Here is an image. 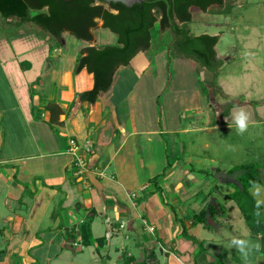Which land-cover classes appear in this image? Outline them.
I'll return each mask as SVG.
<instances>
[{
  "label": "crops",
  "instance_id": "0c3cea01",
  "mask_svg": "<svg viewBox=\"0 0 264 264\" xmlns=\"http://www.w3.org/2000/svg\"><path fill=\"white\" fill-rule=\"evenodd\" d=\"M195 10L198 9H190L191 16ZM158 30L161 34L170 33ZM213 36L219 37L215 51L224 66L226 57L217 50L222 35ZM95 41V37L92 42L82 41L83 48L98 47ZM47 50L45 54L36 51V62H29L26 67L20 64L26 68L25 72H32L35 67L34 78L24 90L13 86L15 80L10 79V75L16 78L22 72L2 68L0 73L7 86L4 94L0 89V254H5L0 264H16L15 258L22 264H34L40 262L38 253H44V264H50L53 258L55 261L68 258L70 252L84 264H193L200 255L190 242L200 239L202 245H208L207 255L200 257L201 263H218V256L216 260L213 258L219 253L215 247L233 240L223 230L227 228V235L233 236L234 225L226 222V216L221 226L212 222V229L191 225L192 217L198 213L196 205H218L223 195L234 192L233 188L229 194L221 192L220 186L226 183L224 173L217 169L213 181L220 182L211 187L205 183V188L210 189L202 195L201 183L207 176L198 177L180 163L170 164L168 145H162L167 160L150 154L149 149L147 157L141 154L144 142L150 136L160 137L161 129L142 131L126 127L134 120L125 113L130 91L118 94L121 79L117 76L119 72H124L125 77L141 76L149 64L145 61L149 50L136 55L129 66L120 67L110 91L94 104L80 100L82 93L93 88L92 74L86 69L75 74L73 67L50 72L47 61L55 53ZM200 70L209 72L205 68ZM261 72L264 74V69ZM193 100L194 97L190 100L192 104ZM50 103L62 110L57 123L50 122ZM215 104L216 114L219 115V110L223 113V107ZM208 105L199 100L185 107L186 115L165 130L171 135L192 132L202 135L209 130L202 124V111L206 113V125L214 111ZM3 122L8 125V149ZM254 123L247 122L249 126ZM24 134H28L30 145ZM70 139L91 145V152L84 155L86 172L81 177L70 173L72 158L67 153ZM170 140L173 149L180 144L175 137ZM171 154L174 155L173 151ZM84 225H89L91 231L92 243L88 247L83 245L80 234ZM185 227L188 231L182 234ZM148 228H154V233ZM254 238L259 242V237ZM221 260L222 257L218 261ZM262 261L259 264H264Z\"/></svg>",
  "mask_w": 264,
  "mask_h": 264
},
{
  "label": "rangeland",
  "instance_id": "374dc122",
  "mask_svg": "<svg viewBox=\"0 0 264 264\" xmlns=\"http://www.w3.org/2000/svg\"><path fill=\"white\" fill-rule=\"evenodd\" d=\"M224 1L223 7H212L205 14L198 10L192 11V22L188 25V29L195 36L222 35L217 50L223 58H226H224L225 65L220 72L212 74L202 71L195 61L176 55L169 45L172 39L171 34H161L155 27L152 30L151 49L145 59L149 63L145 72L141 76L130 74L129 77H125L124 72H119L117 76V79H121L117 86L118 94L130 91L125 103V113H128L129 118L134 120L126 127L129 126L130 129L134 127L142 131L158 128L163 132L160 137L150 136L149 143L144 142L141 154L146 156L147 149H149L150 154L153 152L155 157L166 159L167 155H164L162 145H168L170 164L180 163L187 166L186 168L198 177L207 176L205 182L201 183L202 195H206V190L210 189L208 187L220 182L213 181V178H217V169L224 173L225 182L229 178L231 181L232 177H228L227 173L233 168L253 164L264 169V74L261 72L264 69V40L262 38L264 35V0ZM107 6L104 7L107 8ZM96 25V28L91 30V34L96 38L95 42L99 48L116 44V35L102 29V22L97 21ZM83 47L82 41L68 33L62 35L61 41H57L33 24L19 25L17 19L5 20L0 16V73L2 68L6 70L14 68L22 72L20 77L15 78L10 75V79L15 80L13 86H19L21 90H24L34 78L35 67L31 70L32 72H25L26 68L20 64L24 63L26 67L27 63L35 61L36 51L45 54L48 48L55 53L51 54L53 56H50L47 61L50 72L51 70H69L71 67L75 70L76 65L73 64V60L74 58L76 61L79 59ZM0 81V89L4 94L7 86L4 78L2 81V75H0ZM193 97L194 103L192 104L190 100ZM199 100L209 104V110L214 109L209 116L210 123L207 125L206 113L202 111V118H204L202 124L209 130L203 132L202 135L194 132L185 135L169 134L165 129L171 126V123L176 124L183 114L186 115L185 107L195 105ZM216 102L223 107V113L219 110V115L216 114ZM239 112L246 114V123L250 120L255 122L251 126L247 124L243 133L237 132L234 122ZM2 124V128L7 131L6 149H8L10 146L8 125L6 122ZM19 133L22 134V132ZM46 135H48L47 138L51 137L49 134ZM25 136L27 145H30L28 134ZM172 137H175L178 143L180 142L174 149L171 144L172 140H170ZM205 143L208 144L207 148L204 147ZM172 151L174 155L171 154ZM205 183L210 186L205 188ZM232 188L227 183L220 186L224 194L231 193ZM249 192L264 215V185H257ZM224 197L225 195L219 199L222 214L216 216L214 222L221 226L223 217L226 216V222L234 225V234L228 236L227 228H224L223 232L226 237H231L233 240L224 241V244L220 242L219 246L217 244L219 248L215 247V251L219 253L213 257L216 260L218 256L216 264L263 263L261 243L249 233L250 230L248 231L237 205ZM208 206L201 203L195 206V210L199 213L202 208L207 209ZM215 207L218 209L219 206L215 205ZM152 229L153 232L151 228H148V231L154 233V228ZM199 241L190 243L194 244L200 257H205L208 245H202ZM234 241L243 242V252L239 248L241 245ZM35 254L32 252L33 256ZM53 254V251L49 253L51 257ZM157 254L160 257V254ZM4 255L0 254L1 260L5 257ZM43 256L44 253L42 255L38 253L40 262L36 261L34 264H44ZM68 256V258H62L63 261H55L53 258L50 264H71L72 261L76 264H84L83 261L80 263L77 260L74 252H70ZM200 257L196 259L197 261L193 260V264H200ZM221 257L222 260L218 261ZM223 257L226 259L224 260ZM15 261H17L16 264H22L18 258H15Z\"/></svg>",
  "mask_w": 264,
  "mask_h": 264
},
{
  "label": "trees",
  "instance_id": "16d2710c",
  "mask_svg": "<svg viewBox=\"0 0 264 264\" xmlns=\"http://www.w3.org/2000/svg\"><path fill=\"white\" fill-rule=\"evenodd\" d=\"M98 2L99 5H95L96 0H0V16L5 20L17 19L19 25L33 24L57 41H61L62 35L68 33L80 41L92 42L90 30L97 26L95 19L103 22V29L116 35L117 42L114 45L85 47L81 50L74 72L78 74L86 69L93 76V88L80 95L82 102L94 104L101 95L110 91L118 69L129 66L136 55L150 49L152 30L155 27L160 28L161 32H170V49L176 55L195 61L212 74H216L223 66L215 51L219 37L195 36L188 25L192 22L189 12L191 7L205 13L212 7H223L224 0H145L132 8L121 4H106L100 0ZM106 5L116 13H111L104 7ZM48 108L50 122H59L61 108L52 103ZM227 176L234 178L226 180L234 192L224 198L237 205L251 235L259 237L264 254V215L249 192L257 185H264V169L250 164L231 169ZM218 206L217 209L215 205L209 204L207 209L195 214L191 227L212 229L215 217L222 214V205ZM187 231L185 227L182 234ZM80 234L83 245L88 247L92 243L90 226H82Z\"/></svg>",
  "mask_w": 264,
  "mask_h": 264
},
{
  "label": "built area",
  "instance_id": "2783aa9c",
  "mask_svg": "<svg viewBox=\"0 0 264 264\" xmlns=\"http://www.w3.org/2000/svg\"><path fill=\"white\" fill-rule=\"evenodd\" d=\"M111 13H116L115 11H110ZM91 145H82L76 139H70L68 143V155L72 158L70 173L75 177H81L86 172V162L84 155H88L91 152ZM153 232V229L151 228ZM78 246V244H75Z\"/></svg>",
  "mask_w": 264,
  "mask_h": 264
},
{
  "label": "clouds",
  "instance_id": "9594fccd",
  "mask_svg": "<svg viewBox=\"0 0 264 264\" xmlns=\"http://www.w3.org/2000/svg\"><path fill=\"white\" fill-rule=\"evenodd\" d=\"M247 116L245 113L243 112H239V115L236 117L235 119V125H236V130L238 133H243L245 130H246V127H247ZM234 243L238 244V245H241L240 248V251L243 252V242L242 241H234Z\"/></svg>",
  "mask_w": 264,
  "mask_h": 264
},
{
  "label": "water",
  "instance_id": "95a60500",
  "mask_svg": "<svg viewBox=\"0 0 264 264\" xmlns=\"http://www.w3.org/2000/svg\"><path fill=\"white\" fill-rule=\"evenodd\" d=\"M65 2H71L72 0H63ZM98 1V0H96ZM106 4H121L126 8H132L134 5H141L145 0H100Z\"/></svg>",
  "mask_w": 264,
  "mask_h": 264
},
{
  "label": "flooded vegetation",
  "instance_id": "af4514ba",
  "mask_svg": "<svg viewBox=\"0 0 264 264\" xmlns=\"http://www.w3.org/2000/svg\"><path fill=\"white\" fill-rule=\"evenodd\" d=\"M95 5H99V2L98 1H96V4ZM192 8H195V7H191L190 9H192ZM107 9H109V11H115V10H113V9H111L109 6H107ZM196 9H198V8H196ZM199 10V9H198ZM190 11V10H189ZM199 11H201V10H199ZM202 12V11H201ZM97 21H101V20H99V19H95V22L97 23ZM102 22V21H101ZM102 26H103V22H102ZM93 30V29H92ZM90 33H91V30H90ZM170 47H171V45H170Z\"/></svg>",
  "mask_w": 264,
  "mask_h": 264
}]
</instances>
